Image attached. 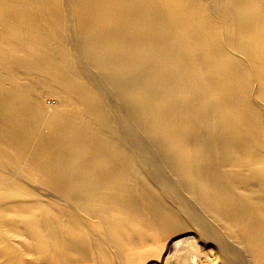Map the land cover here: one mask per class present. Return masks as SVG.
<instances>
[{
    "label": "bare ground",
    "instance_id": "obj_1",
    "mask_svg": "<svg viewBox=\"0 0 264 264\" xmlns=\"http://www.w3.org/2000/svg\"><path fill=\"white\" fill-rule=\"evenodd\" d=\"M65 2L0 0V264H264V0Z\"/></svg>",
    "mask_w": 264,
    "mask_h": 264
},
{
    "label": "rangeland",
    "instance_id": "obj_2",
    "mask_svg": "<svg viewBox=\"0 0 264 264\" xmlns=\"http://www.w3.org/2000/svg\"><path fill=\"white\" fill-rule=\"evenodd\" d=\"M65 10L69 8V5H70V2L69 0H65ZM68 17L70 18L69 21L72 23V20H71V17L68 15ZM74 33V31H73ZM46 96L44 97L45 98V101H48V102H58V100L60 99V95H58L57 93L55 92H47L45 94ZM185 234V235H184ZM193 233H189V232H186V233H183L181 235H178L176 237H174L173 239L176 241V240H179V239H185V238H189V240H194L192 239V236ZM182 237V238H181ZM176 238V239H175ZM172 239V242H175L174 240ZM207 250H213L214 248V244L213 243H210L208 246H207ZM171 254V251L169 250L167 253H166V257L170 256ZM161 262H150L149 264H160ZM164 264V262L162 263Z\"/></svg>",
    "mask_w": 264,
    "mask_h": 264
}]
</instances>
